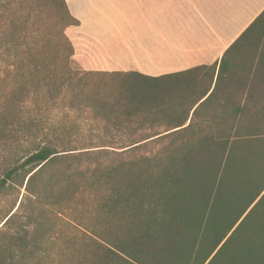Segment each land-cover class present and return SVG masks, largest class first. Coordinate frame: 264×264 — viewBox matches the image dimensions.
<instances>
[{
  "label": "trees",
  "instance_id": "1",
  "mask_svg": "<svg viewBox=\"0 0 264 264\" xmlns=\"http://www.w3.org/2000/svg\"><path fill=\"white\" fill-rule=\"evenodd\" d=\"M77 24L66 0H0V151L15 159L0 187L33 202L19 228L1 230L16 211L5 216L0 264H264V112L242 65L227 121L152 138L175 84L83 69L66 33ZM105 74L123 75L119 90Z\"/></svg>",
  "mask_w": 264,
  "mask_h": 264
},
{
  "label": "crops",
  "instance_id": "2",
  "mask_svg": "<svg viewBox=\"0 0 264 264\" xmlns=\"http://www.w3.org/2000/svg\"><path fill=\"white\" fill-rule=\"evenodd\" d=\"M66 2L79 20L66 33L83 69L137 71L175 84L165 99L162 130L152 138L227 121L235 64L242 65L244 97L256 96L252 104L264 112V24L249 30L264 12V0ZM223 57L227 67L215 89Z\"/></svg>",
  "mask_w": 264,
  "mask_h": 264
},
{
  "label": "rangeland",
  "instance_id": "3",
  "mask_svg": "<svg viewBox=\"0 0 264 264\" xmlns=\"http://www.w3.org/2000/svg\"><path fill=\"white\" fill-rule=\"evenodd\" d=\"M105 87L111 89L119 90L123 84V75H110L105 74L101 75V78ZM146 83L144 87L147 89ZM159 85V84H157ZM156 148L159 145H152ZM10 161L15 162V159H9V155L0 151V179L5 176L4 170L10 163ZM22 162L21 160L18 161ZM22 201L21 205L20 202ZM20 205V207H19ZM33 206V202L31 198L28 196V193L25 187H20L18 184H15L12 180H9L5 186L0 187V227L4 223L5 216L8 215L11 211H16L14 218L4 225L1 230L12 231L16 228H19L20 225L25 223V216L30 211ZM18 208V209H17ZM57 222V227H59L64 235V239L68 240L73 237L74 234L77 235V238L80 240L84 238V235L81 232L76 231L70 223L65 220H57L54 217H51L49 220V226L55 225Z\"/></svg>",
  "mask_w": 264,
  "mask_h": 264
}]
</instances>
